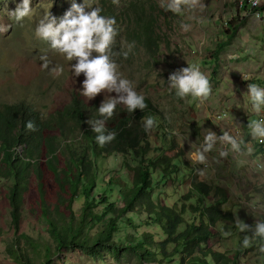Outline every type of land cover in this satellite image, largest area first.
I'll return each instance as SVG.
<instances>
[{"label": "rangeland", "instance_id": "374dc122", "mask_svg": "<svg viewBox=\"0 0 264 264\" xmlns=\"http://www.w3.org/2000/svg\"><path fill=\"white\" fill-rule=\"evenodd\" d=\"M134 1L137 0H87V4L93 8L108 6L113 11L118 29L115 52L127 51L130 45H134L127 59L123 55L113 59L123 78L130 80L134 90L147 97L155 109V115L148 116L154 117L158 126L147 133L154 156L180 153L182 157L178 162L179 171L172 173L167 180H161L160 171L153 169L152 196L166 199L170 203L179 202L187 193L190 182L193 179L201 180L225 190L228 199L221 207L231 210L234 221L239 217L253 227L257 221L263 222L264 171H257L253 162L258 159L264 162V144L251 138L247 124L249 119L264 118V111L260 116L252 112L246 92L248 83L264 87V14L259 17L256 12H251L248 0H202L205 5L203 12H185L182 15L165 11L159 6L160 0H152L161 10L158 12L155 29L160 38L159 48L152 53L139 44L136 37L141 28L136 23L135 13L128 8ZM20 3L22 0H0V25H10L8 31H0V101H32L45 118L69 102L70 91L83 90L85 77L83 74L79 77L73 74L71 64L76 61H68L51 49L47 42L36 37V27L45 13H51L59 22L73 3L83 5L84 0H32V15L16 23L9 13L15 11ZM260 9L264 11V0ZM229 21L240 25L230 43L218 55V60L212 61L211 52L218 42L225 39ZM181 23L190 25V29L183 30ZM127 26L135 29L127 33ZM95 55L97 54L93 53ZM45 56L51 61L50 68H63L61 75L54 76L50 70L42 68L41 57ZM188 64H197L211 83L212 94L204 103L194 102L190 98L179 99L168 86L170 74L188 67ZM243 75L249 79L245 81ZM108 95L117 94L101 93L92 100L83 95L82 97L87 103H92L94 100L103 102ZM161 125L164 127L165 137L160 134ZM209 131L215 132L217 136L227 131L242 142L243 150L240 153L229 151V146L218 141L215 150L206 154V164H193L189 152L203 143L204 136ZM248 148H251V152ZM220 150L229 151L228 156L220 157ZM38 160L41 174L39 180L45 190V198L53 204L58 185L47 166L44 150ZM127 162L132 166L136 165L131 158L122 155H111L100 160L102 169L98 185H103V179L113 175L127 179L130 173L125 164ZM201 171L203 176L200 175ZM37 179V173L30 171L24 195L32 207L36 206L35 202L39 197ZM7 195V188L0 181V264H23L6 251L5 242L13 236ZM79 206L80 200H77L73 208L78 209ZM140 219L143 216L136 218V221ZM32 225H35V229H43L38 218L29 215L19 225L18 233L24 230L38 241L30 232ZM153 229L152 226L142 225L138 232H151ZM224 231H231V236L223 237ZM132 232L133 229L120 226L114 239L124 238ZM209 233L208 246L229 257L230 264H264V253L258 250L259 246L264 245V241L257 242L255 239L253 246L247 249L242 246L243 237L252 235L251 232H239L235 223H217L210 228ZM42 236L47 238L44 233ZM43 240L36 242V246H31L28 245L29 242L24 243V239H19L18 246L23 249L27 247L34 264H46L48 254ZM51 249L49 264H158L145 261L138 252L129 248H104L98 257L88 250L68 248L56 252L54 247ZM161 260L163 264H177L179 257Z\"/></svg>", "mask_w": 264, "mask_h": 264}, {"label": "trees", "instance_id": "16d2710c", "mask_svg": "<svg viewBox=\"0 0 264 264\" xmlns=\"http://www.w3.org/2000/svg\"><path fill=\"white\" fill-rule=\"evenodd\" d=\"M128 8L135 13L136 23L141 28L136 35L139 44L155 52L160 42L155 29L161 10L152 0H137ZM99 9L101 15L114 17L110 7ZM239 25L227 22L225 39L211 52L212 61L218 60ZM134 29L127 26L126 32ZM70 92L69 102L45 118L32 101H0V181L8 190L13 228L12 238L5 242L7 253L23 264H34L27 247H19L18 240L24 239V243L36 246V242L44 238L46 264L51 261L52 247L56 252L68 248L88 250L95 257L104 248H129L145 261L158 264H163V258L171 260L172 256L179 257L177 264H230L229 257L208 246L211 227L217 223L234 224L231 210L221 207L228 199L223 188L193 179L179 202L170 203L152 196L153 169L160 171L161 180H167L179 171L178 162L182 157L180 153L154 156L142 126L144 117L155 115L151 101L144 96L146 109H137L134 113L128 112L124 105L117 106L114 117L107 122L108 130L117 134L116 139L101 148L87 121L100 118L98 108L102 102L87 103L81 91ZM29 121L34 123L35 131L27 129ZM163 129L161 125L160 134L165 137ZM42 150L58 185L53 204L46 200L39 180L38 159ZM111 155L131 158L136 165L125 163L130 170L127 179L113 175L103 179V185H98L100 160ZM32 170L37 173L39 191L33 207L24 195ZM77 200L80 206L75 209L73 205ZM29 215H35L43 226L41 230L35 229V225L30 227L38 241L24 230L18 233L19 225ZM142 216L137 222L136 218ZM142 225L154 229L138 232ZM120 226L131 228L133 232L114 239ZM263 241L257 238V242Z\"/></svg>", "mask_w": 264, "mask_h": 264}, {"label": "clouds", "instance_id": "9594fccd", "mask_svg": "<svg viewBox=\"0 0 264 264\" xmlns=\"http://www.w3.org/2000/svg\"><path fill=\"white\" fill-rule=\"evenodd\" d=\"M115 2V0H114ZM258 3V0H256ZM161 8L176 15H182L185 12H203L205 5L202 0H160ZM91 8V11H86ZM32 0H22L15 11L10 12L9 16L14 22L20 23L25 18L32 15ZM10 25H0V31H8ZM181 28L185 31L190 29V25L181 23ZM35 35L37 38L47 42L51 49L63 55L68 61H76L71 64L72 72L76 77L84 75L81 94L92 100L101 93H113L116 96L108 95L98 108L100 118L90 119L87 123L91 126L95 135L96 143L105 147L116 139V133L109 131L107 122L111 120L117 108V105H124L128 112L134 113L137 109L144 110L147 107L145 97L134 90L132 82L123 78L118 71V65L113 57L123 55L128 58L134 45H130L127 51L115 52L114 46L118 29L114 17L101 15L99 8L89 7L87 0L84 4L73 3L71 8L57 21V17L51 13H45L39 19ZM93 53L97 55L93 56ZM43 60L42 68L50 70L54 76L61 75L63 68L54 66L49 67L51 61L47 57H41ZM247 81L249 77L243 75ZM168 86L174 90L179 99L190 98L194 102L204 103L212 94V86L208 77L201 71L197 64H188L170 74ZM246 92L251 104V110L256 116H260L264 111V87L255 83H248ZM167 119V117H166ZM142 126L145 133H150L158 126L156 119L152 116L144 117ZM29 131H35V125L29 121L26 125ZM247 127L249 135L253 140L264 144V118L249 119ZM175 134V133H173ZM229 146V151L240 153L242 142L227 131L217 136L213 131H209L204 136L203 143L194 151L189 152V158L193 164H206V154L215 150L217 142ZM229 151L220 150V157H227ZM251 152V148H248ZM257 171H264V162L259 159L253 162ZM200 175L204 173L201 171ZM235 227L241 233L251 232L252 235H245L242 240V246L247 249L253 246V241L257 238L264 240V222L257 221L253 226L246 224L239 217H236ZM222 236L227 238L231 236V231L222 232ZM264 253V245L258 249Z\"/></svg>", "mask_w": 264, "mask_h": 264}, {"label": "bare ground", "instance_id": "6f19581e", "mask_svg": "<svg viewBox=\"0 0 264 264\" xmlns=\"http://www.w3.org/2000/svg\"><path fill=\"white\" fill-rule=\"evenodd\" d=\"M248 3H249V0H248ZM261 4H262V0H258V3L256 2V0L253 1V10L254 12L257 13V15L259 17L262 16L263 13H261Z\"/></svg>", "mask_w": 264, "mask_h": 264}, {"label": "built area", "instance_id": "2783aa9c", "mask_svg": "<svg viewBox=\"0 0 264 264\" xmlns=\"http://www.w3.org/2000/svg\"><path fill=\"white\" fill-rule=\"evenodd\" d=\"M253 1H254V0H249V6H248V8H251V12L254 11V10H253ZM261 13H264V11L261 10Z\"/></svg>", "mask_w": 264, "mask_h": 264}, {"label": "crops", "instance_id": "0c3cea01", "mask_svg": "<svg viewBox=\"0 0 264 264\" xmlns=\"http://www.w3.org/2000/svg\"><path fill=\"white\" fill-rule=\"evenodd\" d=\"M251 9V8H250ZM241 10V9H240ZM241 11H244L245 12V10H241ZM248 11V10H247ZM264 14V13H263ZM263 14H262V16H263Z\"/></svg>", "mask_w": 264, "mask_h": 264}]
</instances>
